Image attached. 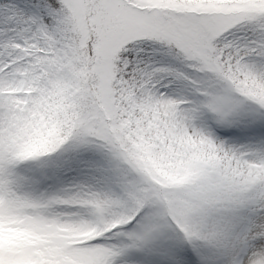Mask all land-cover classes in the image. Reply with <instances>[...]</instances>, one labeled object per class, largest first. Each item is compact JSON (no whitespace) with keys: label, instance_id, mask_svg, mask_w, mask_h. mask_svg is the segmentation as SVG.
<instances>
[{"label":"snow or ice","instance_id":"snow-or-ice-1","mask_svg":"<svg viewBox=\"0 0 264 264\" xmlns=\"http://www.w3.org/2000/svg\"><path fill=\"white\" fill-rule=\"evenodd\" d=\"M0 230V264H264V0H0Z\"/></svg>","mask_w":264,"mask_h":264},{"label":"rangeland","instance_id":"rangeland-1","mask_svg":"<svg viewBox=\"0 0 264 264\" xmlns=\"http://www.w3.org/2000/svg\"><path fill=\"white\" fill-rule=\"evenodd\" d=\"M146 163L150 168L159 175L162 180L168 181L170 183L177 182L176 175L171 171V169L178 167L180 162L173 161L168 156L161 155L159 157H153L148 155L146 158ZM86 175V168L84 162H80L79 166L65 169L60 173L58 178H51L42 181L37 185V190L39 192L45 191H55L59 188L67 187L73 184L74 182L83 179ZM4 233H0V236H3ZM3 239H0L2 242Z\"/></svg>","mask_w":264,"mask_h":264},{"label":"clouds","instance_id":"clouds-1","mask_svg":"<svg viewBox=\"0 0 264 264\" xmlns=\"http://www.w3.org/2000/svg\"><path fill=\"white\" fill-rule=\"evenodd\" d=\"M0 233H3V230H0ZM0 239H4V235L0 236Z\"/></svg>","mask_w":264,"mask_h":264}]
</instances>
